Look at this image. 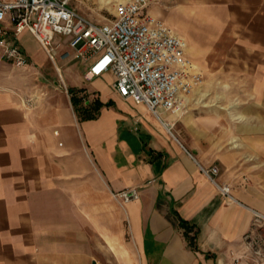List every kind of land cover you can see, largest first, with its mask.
<instances>
[{"label":"crops","instance_id":"1","mask_svg":"<svg viewBox=\"0 0 264 264\" xmlns=\"http://www.w3.org/2000/svg\"><path fill=\"white\" fill-rule=\"evenodd\" d=\"M206 1L228 18L249 14L247 23L264 8ZM16 43L25 66L0 50V264H258L243 237L255 213L264 217L261 114L158 118L121 97L111 72L86 79L90 62L72 49L55 62L60 83L30 32ZM69 89L80 104L99 102L94 118L78 117ZM212 166L231 199L205 174ZM132 187L137 199L119 206L114 193ZM254 233L264 234V221Z\"/></svg>","mask_w":264,"mask_h":264},{"label":"built area","instance_id":"2","mask_svg":"<svg viewBox=\"0 0 264 264\" xmlns=\"http://www.w3.org/2000/svg\"><path fill=\"white\" fill-rule=\"evenodd\" d=\"M71 0H0V50L17 67L28 64L16 43L22 31L30 32L55 64L61 42L80 60L90 62L85 78L105 72L115 77L117 93L141 103L159 118L162 111L180 112L188 97L202 82V71L188 55L187 41L147 10L151 0H125L114 6L113 18L95 22L70 4ZM169 133L170 127L167 128ZM219 191L231 199L229 187L218 185L212 175L217 167L204 170ZM121 202L137 199V188L114 193ZM264 217L255 213L251 231L243 238L253 263H264V234L254 233Z\"/></svg>","mask_w":264,"mask_h":264},{"label":"rangeland","instance_id":"3","mask_svg":"<svg viewBox=\"0 0 264 264\" xmlns=\"http://www.w3.org/2000/svg\"><path fill=\"white\" fill-rule=\"evenodd\" d=\"M118 1L71 0L70 4L101 23L112 20ZM149 6L159 7L163 16L171 19L165 22L187 40L190 55L202 71V82L189 95L181 114L190 117L208 112L256 113L262 115L263 121L258 127L261 124L264 129V8L261 18H251L247 23L249 11L245 12L244 19L242 12L238 18H228L229 11L210 9L211 3L206 0H151ZM67 40V37L55 36L54 42H61L55 57L58 64L59 53L69 51ZM55 71L58 81L63 83ZM248 124L253 126L254 122ZM173 128L174 123L170 126L171 133Z\"/></svg>","mask_w":264,"mask_h":264},{"label":"trees","instance_id":"4","mask_svg":"<svg viewBox=\"0 0 264 264\" xmlns=\"http://www.w3.org/2000/svg\"><path fill=\"white\" fill-rule=\"evenodd\" d=\"M68 91L71 94L72 104L74 106V109L78 112L77 115L80 119H92L96 116L97 107L100 105L99 102H95V104L90 106L80 104L79 99L75 96V90L69 89ZM186 235L188 234L186 233Z\"/></svg>","mask_w":264,"mask_h":264}]
</instances>
